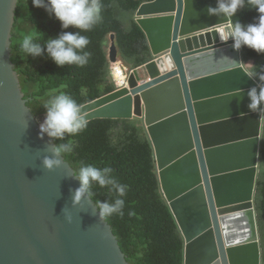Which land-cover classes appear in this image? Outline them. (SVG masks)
Masks as SVG:
<instances>
[{"label":"water","instance_id":"water-1","mask_svg":"<svg viewBox=\"0 0 264 264\" xmlns=\"http://www.w3.org/2000/svg\"><path fill=\"white\" fill-rule=\"evenodd\" d=\"M17 5L0 0V264H129L93 199L74 205L75 169L64 157L51 171L42 164L55 144L41 138L12 61ZM216 5H141L136 19L154 59L130 74L129 86L82 112L88 121L143 119L185 239L184 264H264L255 209L264 105L250 111L247 95L260 81L246 74L243 47L219 38L234 18L210 15ZM109 61L119 62L115 35Z\"/></svg>","mask_w":264,"mask_h":264},{"label":"trees","instance_id":"trees-1","mask_svg":"<svg viewBox=\"0 0 264 264\" xmlns=\"http://www.w3.org/2000/svg\"><path fill=\"white\" fill-rule=\"evenodd\" d=\"M102 20L90 31L82 32L89 44L88 63L57 66L47 55L33 58L19 45L25 35L39 42L55 37L63 29L61 22L44 8L33 6L32 0H18L12 38V61L19 76L28 107L40 119L42 106L52 95L67 93L81 106L118 90L113 66L109 61L111 36L115 35L118 58L131 71L154 59L149 39L136 19L141 5L153 0H100ZM246 3L237 19L243 24L254 22L258 15ZM76 31V29H68ZM250 70L264 71V54L243 47ZM261 83V82H260ZM42 121V119H40ZM75 144L65 160L75 170L81 164L110 166L120 183L126 185L123 214L105 217L112 227L129 264H184L185 239L172 210L163 196L155 160V147L142 118L96 119L88 121L85 130L67 137ZM54 144L59 141L52 140ZM91 198L113 201L116 193L93 184ZM257 223L263 246L264 262V133L261 146L260 172L255 196Z\"/></svg>","mask_w":264,"mask_h":264},{"label":"clouds","instance_id":"clouds-1","mask_svg":"<svg viewBox=\"0 0 264 264\" xmlns=\"http://www.w3.org/2000/svg\"><path fill=\"white\" fill-rule=\"evenodd\" d=\"M32 3L59 20L63 30L55 37L44 38L43 42H39L32 34L25 35L19 45L21 51L33 58L47 55L59 67L85 66L90 58V53L85 51L89 39L81 33L90 31L101 22L100 0H32ZM246 3L250 10H255L258 14L254 22L243 24L237 19L228 25L226 31L221 29L218 36L222 41L231 39L236 50L248 47L258 54H264V0H217L216 7L210 6L208 12L210 15L226 17L228 21L236 17ZM70 28L76 31H68ZM246 74L261 82L259 86L251 87L247 93L249 110L257 111L264 105V71L256 70ZM42 106L46 111L43 120L39 122L41 138L47 135L50 139L59 141L52 147V155L44 156L42 160L43 166L51 171L62 167L64 154H70L75 149L72 140L66 138L85 130L88 120L82 112V106L67 93L52 95ZM74 175L80 183L73 194L74 205H79L86 196L91 197L92 185L95 184L116 193V198L111 202L96 201L99 217L123 214L125 201L122 197L126 194V185L120 183L110 166L101 168L94 164H81L78 170H74ZM66 218L71 222L70 215H66Z\"/></svg>","mask_w":264,"mask_h":264},{"label":"built area","instance_id":"built-area-1","mask_svg":"<svg viewBox=\"0 0 264 264\" xmlns=\"http://www.w3.org/2000/svg\"><path fill=\"white\" fill-rule=\"evenodd\" d=\"M112 66L113 76L115 77L118 89H122L129 86V77L131 72L133 71H131L128 67L124 66L121 62L113 63ZM39 122L41 121H38V124Z\"/></svg>","mask_w":264,"mask_h":264},{"label":"rangeland","instance_id":"rangeland-1","mask_svg":"<svg viewBox=\"0 0 264 264\" xmlns=\"http://www.w3.org/2000/svg\"><path fill=\"white\" fill-rule=\"evenodd\" d=\"M252 66V62H250V65H249V67H251ZM43 118H44V116L42 117V118H40V119H42L43 120ZM40 119H38V121H41Z\"/></svg>","mask_w":264,"mask_h":264}]
</instances>
